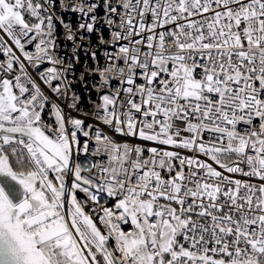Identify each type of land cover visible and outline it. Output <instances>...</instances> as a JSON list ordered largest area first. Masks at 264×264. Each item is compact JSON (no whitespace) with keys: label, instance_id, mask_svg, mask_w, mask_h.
Listing matches in <instances>:
<instances>
[{"label":"snow or ice","instance_id":"snow-or-ice-1","mask_svg":"<svg viewBox=\"0 0 264 264\" xmlns=\"http://www.w3.org/2000/svg\"><path fill=\"white\" fill-rule=\"evenodd\" d=\"M0 264H264V0H0Z\"/></svg>","mask_w":264,"mask_h":264},{"label":"built area","instance_id":"built-area-1","mask_svg":"<svg viewBox=\"0 0 264 264\" xmlns=\"http://www.w3.org/2000/svg\"><path fill=\"white\" fill-rule=\"evenodd\" d=\"M65 19L67 20V19H68V16H65ZM71 19H72V23L75 24V23H76V17L73 16ZM62 31H63L62 29H58V35H59L60 33H62ZM105 35H107V33H105ZM86 106H87V105H86ZM73 115H75V113H73ZM88 122L91 123L92 121L89 120Z\"/></svg>","mask_w":264,"mask_h":264}]
</instances>
